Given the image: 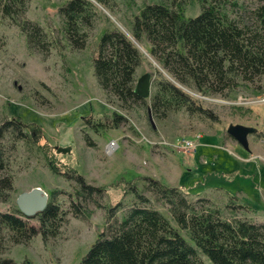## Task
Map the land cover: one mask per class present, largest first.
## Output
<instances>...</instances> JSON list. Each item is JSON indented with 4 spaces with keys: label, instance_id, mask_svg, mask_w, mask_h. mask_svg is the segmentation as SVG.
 <instances>
[{
    "label": "trees",
    "instance_id": "16d2710c",
    "mask_svg": "<svg viewBox=\"0 0 264 264\" xmlns=\"http://www.w3.org/2000/svg\"><path fill=\"white\" fill-rule=\"evenodd\" d=\"M94 1L104 6L112 2ZM187 2L145 3L130 22L132 39L118 28L103 30L95 42L91 66L97 85L108 98L118 100L124 109L144 105L147 114L156 118L183 110L217 121L186 88L204 96H227L237 77L252 82L264 72V0L247 15L235 10L236 18L227 12L226 5H237L233 0H199V11L189 15L183 10ZM28 4L29 0H0V16L17 24L26 45L45 58L59 39L26 17ZM57 14L69 45L85 48L94 27L93 1L64 0ZM141 40L148 42V54L168 74L155 71L146 97L134 90L142 63L135 41ZM117 116L119 123L123 118ZM84 120L94 130L101 125H95L90 115ZM34 136L19 117L1 119L0 202L8 203L14 190L11 150L18 141L33 142ZM63 174L73 181L67 204L59 199L61 192L53 189L45 208L35 216H24L16 206L0 211V232L9 243L23 244L37 234L47 241L59 234L70 217L86 219L92 212L91 203L104 209L105 225L77 264H206L205 259L212 264H264V220L256 219L251 207L232 194L187 192L152 176L138 175L124 192L130 202L107 206L98 200L104 187L88 183L74 170ZM29 218L36 219L37 225L29 223Z\"/></svg>",
    "mask_w": 264,
    "mask_h": 264
},
{
    "label": "rangeland",
    "instance_id": "374dc122",
    "mask_svg": "<svg viewBox=\"0 0 264 264\" xmlns=\"http://www.w3.org/2000/svg\"><path fill=\"white\" fill-rule=\"evenodd\" d=\"M91 1L96 9L94 27L85 48L78 50L65 39L57 14L64 0H29L26 17L59 39L45 58L26 45L17 24L0 16V121L19 117L35 135L33 142L18 141L11 150L14 190L8 203L0 202V211L12 210L16 195L34 186L47 194L58 190L59 199L67 204L73 181L63 173L74 170L88 183L104 187L98 200L107 206L118 201L129 203V196H124L128 183L138 175H149L192 193L208 185L221 186L238 202L250 206L251 214L261 216L256 219L264 220L260 195L264 191V72L252 82L237 77L227 96H204L186 88L217 116V121L183 110L156 118L147 114L144 105L124 109L95 81L91 66L95 42L103 30L111 28L132 39L129 27L133 15L145 3L158 0H112L111 6ZM233 1L235 8L226 5L232 18H236L235 10L247 15L260 2ZM199 6V0H188L183 10L187 15L195 14ZM135 44L142 54L136 78L144 73L151 74L150 78L157 76L155 71L161 67L148 54V42ZM118 114L123 119L116 123ZM88 115L101 124L97 130L86 125ZM234 124L256 129V135H247V149L239 143L237 149L233 145L227 127ZM111 141L116 146L110 145ZM242 164L247 165L246 178L236 174ZM254 182L257 185H252ZM217 192L208 189L205 193ZM89 210L92 212L86 219L70 217L59 234L47 241L37 234L26 243L11 244L0 232V264H77L105 225L102 207L94 208L90 203ZM28 221L37 225L36 219ZM205 262L212 264L208 259Z\"/></svg>",
    "mask_w": 264,
    "mask_h": 264
},
{
    "label": "water",
    "instance_id": "95a60500",
    "mask_svg": "<svg viewBox=\"0 0 264 264\" xmlns=\"http://www.w3.org/2000/svg\"><path fill=\"white\" fill-rule=\"evenodd\" d=\"M150 81L149 73L140 75L135 83V92L140 96H147L151 88ZM252 131L253 129L251 127L242 124H234L227 127V133L234 137L245 149H247V135ZM47 200L48 194L46 191L38 186H34L28 190L19 192L15 197V204L24 216L32 217L45 208Z\"/></svg>",
    "mask_w": 264,
    "mask_h": 264
},
{
    "label": "crops",
    "instance_id": "0c3cea01",
    "mask_svg": "<svg viewBox=\"0 0 264 264\" xmlns=\"http://www.w3.org/2000/svg\"><path fill=\"white\" fill-rule=\"evenodd\" d=\"M231 136V135H230ZM232 137V136H231ZM233 138V140H234V143H233V145H235L236 146V149H237V145H238V142L235 140V138L234 137H232ZM250 151V150H249ZM241 152V151H240ZM247 155V154H246ZM243 165V167L242 168H238V169H236V174H242V175H244V178H246V176H247V174L248 173H246V166L247 165H245L244 166V164H242ZM252 165V164H251ZM255 171H257L256 169H255ZM255 184V182L252 184V185H254ZM255 185H257V184H255ZM253 187V186H252ZM260 187V186H259ZM199 190L198 191H201V192H207V190L208 189H211V190H214V191H222V192H227L228 194H230L227 190H225L223 187H221V186H212V185H208L207 187H204V188H198ZM238 193V192H237ZM206 194H208V193H206ZM233 195V194H232ZM260 195H261V198L263 197V200H264V191L262 190V191H260ZM238 200V199H237ZM263 212H264V209L262 210ZM254 216H256V218L257 217H259V218H261V216H259V214H255ZM263 216H264V214H263Z\"/></svg>",
    "mask_w": 264,
    "mask_h": 264
},
{
    "label": "built area",
    "instance_id": "2783aa9c",
    "mask_svg": "<svg viewBox=\"0 0 264 264\" xmlns=\"http://www.w3.org/2000/svg\"><path fill=\"white\" fill-rule=\"evenodd\" d=\"M115 142L114 141H111L110 142V145H113ZM190 144V143H189ZM115 146H116V143H115ZM190 146V145H189ZM115 148V147H114Z\"/></svg>",
    "mask_w": 264,
    "mask_h": 264
},
{
    "label": "bare ground",
    "instance_id": "6f19581e",
    "mask_svg": "<svg viewBox=\"0 0 264 264\" xmlns=\"http://www.w3.org/2000/svg\"><path fill=\"white\" fill-rule=\"evenodd\" d=\"M148 95H149V94H148ZM148 95H147V96H148ZM145 97H146V96H145Z\"/></svg>",
    "mask_w": 264,
    "mask_h": 264
}]
</instances>
